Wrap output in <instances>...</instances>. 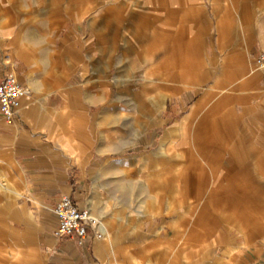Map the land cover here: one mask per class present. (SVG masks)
Segmentation results:
<instances>
[{
    "label": "rangeland",
    "instance_id": "obj_1",
    "mask_svg": "<svg viewBox=\"0 0 264 264\" xmlns=\"http://www.w3.org/2000/svg\"><path fill=\"white\" fill-rule=\"evenodd\" d=\"M0 24V80L53 86L115 243L62 251L0 161V264H264V0H0Z\"/></svg>",
    "mask_w": 264,
    "mask_h": 264
},
{
    "label": "crops",
    "instance_id": "obj_2",
    "mask_svg": "<svg viewBox=\"0 0 264 264\" xmlns=\"http://www.w3.org/2000/svg\"><path fill=\"white\" fill-rule=\"evenodd\" d=\"M8 29L0 24V33ZM20 81L28 85V93L21 100L17 118L9 123L0 115V161L10 165L12 173L9 177L16 193L27 202L49 198L53 203L62 195H69L77 205L100 217L91 207L77 200V189L72 181L79 163L78 156L87 153L83 147H87L90 141L72 131V121L62 114L64 107L49 103L51 84L30 74L25 82ZM54 222L56 224V217ZM103 224L107 241L99 245L98 252L107 261L114 253L115 243L107 224ZM52 235L55 246H60L62 251L78 245L73 240H61ZM98 240H91L83 249L87 252L94 250Z\"/></svg>",
    "mask_w": 264,
    "mask_h": 264
},
{
    "label": "built area",
    "instance_id": "obj_3",
    "mask_svg": "<svg viewBox=\"0 0 264 264\" xmlns=\"http://www.w3.org/2000/svg\"><path fill=\"white\" fill-rule=\"evenodd\" d=\"M258 68L264 71V50L255 58ZM28 93L27 86L13 73L0 80V112L11 123L18 116L23 97ZM56 224L53 234L58 239H70L84 246L91 240L103 239L105 226L90 209L80 207L69 195H62L53 207Z\"/></svg>",
    "mask_w": 264,
    "mask_h": 264
}]
</instances>
